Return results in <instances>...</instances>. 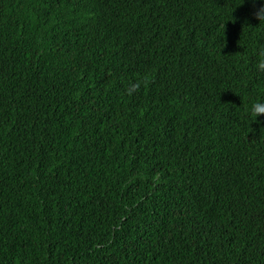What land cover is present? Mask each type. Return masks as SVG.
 <instances>
[{
	"label": "trees",
	"instance_id": "obj_1",
	"mask_svg": "<svg viewBox=\"0 0 264 264\" xmlns=\"http://www.w3.org/2000/svg\"><path fill=\"white\" fill-rule=\"evenodd\" d=\"M258 25L249 0H0V264H264Z\"/></svg>",
	"mask_w": 264,
	"mask_h": 264
},
{
	"label": "clouds",
	"instance_id": "obj_2",
	"mask_svg": "<svg viewBox=\"0 0 264 264\" xmlns=\"http://www.w3.org/2000/svg\"><path fill=\"white\" fill-rule=\"evenodd\" d=\"M252 6V15L259 21V25L252 29H260L264 32V0H249ZM255 67L258 72H264V51H260L256 57ZM264 115V99L252 104L250 116L256 121L258 117Z\"/></svg>",
	"mask_w": 264,
	"mask_h": 264
},
{
	"label": "bare ground",
	"instance_id": "obj_3",
	"mask_svg": "<svg viewBox=\"0 0 264 264\" xmlns=\"http://www.w3.org/2000/svg\"><path fill=\"white\" fill-rule=\"evenodd\" d=\"M134 164V163H133Z\"/></svg>",
	"mask_w": 264,
	"mask_h": 264
}]
</instances>
